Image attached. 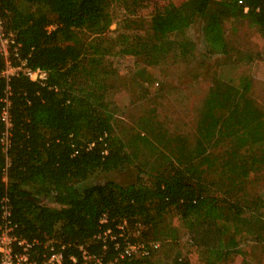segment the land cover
I'll return each mask as SVG.
<instances>
[{"label": "trees", "instance_id": "trees-1", "mask_svg": "<svg viewBox=\"0 0 264 264\" xmlns=\"http://www.w3.org/2000/svg\"><path fill=\"white\" fill-rule=\"evenodd\" d=\"M110 6L111 0H0L4 30L15 40L11 51L19 52V59L11 54L12 62L26 60L28 67L47 72L43 82L23 74L7 79L0 50V116L9 93L13 126L6 151L0 119V206L8 197L18 234L38 241L35 255L42 258L45 244L53 241L63 250L64 264H108L119 251L107 230L122 245L125 237L149 245L168 236L172 216L186 226L198 264H222L244 254L243 240L264 242V229L248 215H262L264 200L242 201L240 195L251 175L264 168V111L251 97L248 77L211 89L195 147L179 141L163 153L166 166L155 174L140 168L136 183L83 186L95 173L132 163L136 155L129 151L131 141L116 132L107 91L98 80L106 74L102 46L77 37L82 31H108ZM196 17L205 20L203 38L212 54H229L226 19L248 20L264 36V0H185L154 11L148 43L184 31ZM122 38V54L146 41ZM153 138L149 144L164 137L159 131ZM141 139L148 141L147 135ZM219 147L221 154L214 151ZM84 250L90 259L83 258ZM158 250L118 264H155ZM171 264L197 263L177 254Z\"/></svg>", "mask_w": 264, "mask_h": 264}, {"label": "rangeland", "instance_id": "rangeland-1", "mask_svg": "<svg viewBox=\"0 0 264 264\" xmlns=\"http://www.w3.org/2000/svg\"><path fill=\"white\" fill-rule=\"evenodd\" d=\"M184 1L111 0L113 21L108 31L77 34L83 41L102 46V67L106 74L98 80L107 91L116 132L125 141H131L133 146L129 151L132 148L136 153L132 163L99 171L83 186L107 181L121 185L136 183L140 168L155 174L165 167L163 153H170L179 141L194 148L205 100L218 82L239 85L242 77H248L252 81L251 97L264 111V36L248 20H224V34L230 46L228 55L209 51L202 31L205 20L199 17L184 31L172 33L166 40L148 43V37L153 36L154 11L175 7ZM122 35L142 36L146 41L130 54H122L118 53L123 48ZM159 131L164 137L161 143L149 144ZM145 135L148 141L141 139ZM169 140L168 150L165 144ZM220 150L222 147L214 151L221 154ZM240 195L242 201L264 200V168L251 175L246 190ZM259 211L262 215L252 212L248 215L258 224L256 226L264 229V207ZM168 223V236L156 241L159 250L153 255L155 264H171L177 254L198 264V254L189 248L191 238L184 223L175 216L170 217ZM240 247L244 254L233 255L222 264H264V242L243 240Z\"/></svg>", "mask_w": 264, "mask_h": 264}, {"label": "built area", "instance_id": "built-area-1", "mask_svg": "<svg viewBox=\"0 0 264 264\" xmlns=\"http://www.w3.org/2000/svg\"><path fill=\"white\" fill-rule=\"evenodd\" d=\"M247 10L248 8H245V11ZM48 29L51 30L53 27L51 26ZM12 44H15V40L12 36L6 35L3 21L0 17V50L6 60V67L1 74L7 79L23 74L33 81H45L47 78L46 71L40 68L32 69L28 67L26 60H20L18 64L12 62L10 58L11 54L19 59L18 48L16 47L11 51ZM3 103L4 106L0 119L4 124L2 143L7 151L13 127L9 93L4 97ZM104 222H106V219L102 220V223ZM119 229H123V227L120 226ZM105 235H108L111 240L115 241V248L119 251L118 256L108 264H118L119 260L133 255L145 256L150 253V249L159 248V243L157 242H151L149 245L141 242L132 243L128 241L127 237L124 238L122 245L120 244L119 238L117 239V236L113 234L111 229L107 230ZM119 236H123V234ZM98 237L101 238V234ZM105 239L104 241H106ZM37 243V240L29 241L18 234V225L12 219L10 200L8 197H5L0 206V264H64L63 250L60 247H56V243L51 241L45 244V249H47V251L43 254L42 258H40L39 255H35L37 253L35 249ZM81 250H83V248H81ZM83 258L85 260L91 258L86 250L83 251ZM97 263L102 264L100 260H97Z\"/></svg>", "mask_w": 264, "mask_h": 264}]
</instances>
